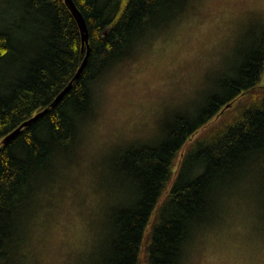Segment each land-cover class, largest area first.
Wrapping results in <instances>:
<instances>
[{"label": "trees", "instance_id": "trees-1", "mask_svg": "<svg viewBox=\"0 0 264 264\" xmlns=\"http://www.w3.org/2000/svg\"><path fill=\"white\" fill-rule=\"evenodd\" d=\"M73 1L88 26L90 54L80 78L52 106L87 54L78 22L65 0H0V264H13L43 188L75 151L95 105L99 70L134 55L154 29L180 17L192 2ZM263 81L264 32L240 66L215 80L196 116L177 111L154 142L120 153L115 162L127 178L120 181L131 185L132 195L106 214L93 264H139L143 247L148 264H178L188 223L222 217L219 192L264 154Z\"/></svg>", "mask_w": 264, "mask_h": 264}, {"label": "clouds", "instance_id": "clouds-1", "mask_svg": "<svg viewBox=\"0 0 264 264\" xmlns=\"http://www.w3.org/2000/svg\"><path fill=\"white\" fill-rule=\"evenodd\" d=\"M223 3L233 15L231 23L225 24V30L215 40L220 52H228L237 38L250 29L264 31V0H223ZM124 71L125 65L99 70L96 100L101 111L112 108L115 89ZM197 87L195 82L174 83L155 93L158 105L162 108L174 102L183 88L195 92ZM158 131V120L149 104L134 108L126 118L118 120L113 138L117 142L149 139ZM75 151L78 163L91 178L95 206L86 208L77 229L62 237L53 230L30 229L13 253V264H90L98 251L105 235V210L117 203L126 189L117 177L103 170L100 161L107 147L98 143L94 129L85 130ZM218 195L225 207L222 217L193 218L188 223L178 264H264V154L249 160Z\"/></svg>", "mask_w": 264, "mask_h": 264}, {"label": "rangeland", "instance_id": "rangeland-1", "mask_svg": "<svg viewBox=\"0 0 264 264\" xmlns=\"http://www.w3.org/2000/svg\"><path fill=\"white\" fill-rule=\"evenodd\" d=\"M232 15L223 0H192L185 13L154 29L134 55L114 66L125 65V71L118 80L112 108L100 110L96 100L97 83L94 85L95 105L83 134L91 127L98 143L107 147V153L100 163L108 175L115 176L118 180H127L120 163L115 162L120 153L133 144L154 142L177 111H194L193 115L196 116L197 107L215 90V80L241 65L252 44L264 31L259 28L250 29L237 38L236 44L228 52H220L215 40L225 30V24L231 23ZM217 56L221 59L217 60ZM192 82L198 85L195 92L183 88L174 102L159 107V98L155 93L174 83ZM149 104L158 120V133L149 139L117 142L113 138L117 121L126 118L134 108ZM204 129L205 127L201 128L192 138L198 137ZM187 147L188 144L184 149ZM71 154L69 159L60 162V170L52 179L54 182H48L43 188V198L37 213L29 220V230H53L62 237L77 229L78 220L84 216L86 208L95 206L90 191L91 178L78 163L77 152ZM125 187L126 194L118 197V202L125 196L132 195L131 185L125 184ZM113 205L105 210V216ZM99 250L100 247L93 254L90 264L94 263ZM139 264H148L146 247L141 251Z\"/></svg>", "mask_w": 264, "mask_h": 264}, {"label": "water", "instance_id": "water-1", "mask_svg": "<svg viewBox=\"0 0 264 264\" xmlns=\"http://www.w3.org/2000/svg\"><path fill=\"white\" fill-rule=\"evenodd\" d=\"M65 1L68 4V6L70 7L73 15L75 16V18H76V20L78 22V25H79L80 30H81L82 38H83V44L87 45L88 50H87V54L85 56V59L83 60L82 65L79 68L78 72L76 73L74 79L56 97V99L52 103V106H54L55 104L59 103L61 101V99L65 96V94L72 88L73 81L80 77L84 67L86 66V64L88 62V58H89V54H90L89 30H88V26H87L86 20H85L83 14L81 13V11L79 10V8L77 7V5L75 4V2L73 0H65ZM48 110H49V108H45L44 110L38 112L37 114H35L31 118H29L28 120L24 121L22 124H20V126H18L14 131H12L10 134H8L5 137L4 142H9L10 140H12L21 131L22 128L27 127V126L31 125L32 123H34L40 116H42Z\"/></svg>", "mask_w": 264, "mask_h": 264}, {"label": "bare ground", "instance_id": "bare-ground-1", "mask_svg": "<svg viewBox=\"0 0 264 264\" xmlns=\"http://www.w3.org/2000/svg\"><path fill=\"white\" fill-rule=\"evenodd\" d=\"M84 68H85V67H84ZM83 70H84V69H83ZM80 76H81V75H80ZM79 78H80V77H79ZM79 78H78V79H79Z\"/></svg>", "mask_w": 264, "mask_h": 264}]
</instances>
